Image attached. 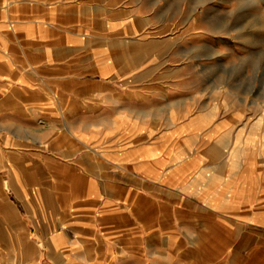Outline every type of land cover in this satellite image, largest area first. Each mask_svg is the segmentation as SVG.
<instances>
[{"label": "crops", "instance_id": "crops-1", "mask_svg": "<svg viewBox=\"0 0 264 264\" xmlns=\"http://www.w3.org/2000/svg\"><path fill=\"white\" fill-rule=\"evenodd\" d=\"M151 2L0 0V264H264V158L251 199Z\"/></svg>", "mask_w": 264, "mask_h": 264}, {"label": "rangeland", "instance_id": "rangeland-1", "mask_svg": "<svg viewBox=\"0 0 264 264\" xmlns=\"http://www.w3.org/2000/svg\"><path fill=\"white\" fill-rule=\"evenodd\" d=\"M149 7L153 21L174 26L157 59L184 77L187 106L211 102L219 123L233 121L221 127L217 150L227 160L244 156L237 165L246 168L253 199L264 158V0H152Z\"/></svg>", "mask_w": 264, "mask_h": 264}, {"label": "bare ground", "instance_id": "bare-ground-1", "mask_svg": "<svg viewBox=\"0 0 264 264\" xmlns=\"http://www.w3.org/2000/svg\"><path fill=\"white\" fill-rule=\"evenodd\" d=\"M246 40H247V38H246Z\"/></svg>", "mask_w": 264, "mask_h": 264}]
</instances>
